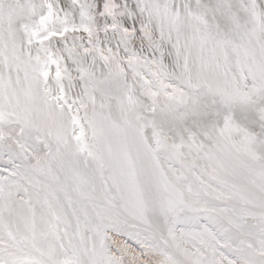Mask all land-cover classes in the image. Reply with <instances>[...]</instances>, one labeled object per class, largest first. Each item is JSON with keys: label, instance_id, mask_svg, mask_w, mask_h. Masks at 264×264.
Instances as JSON below:
<instances>
[{"label": "snow or ice", "instance_id": "6c2138e0", "mask_svg": "<svg viewBox=\"0 0 264 264\" xmlns=\"http://www.w3.org/2000/svg\"><path fill=\"white\" fill-rule=\"evenodd\" d=\"M0 264H264V0H0Z\"/></svg>", "mask_w": 264, "mask_h": 264}]
</instances>
